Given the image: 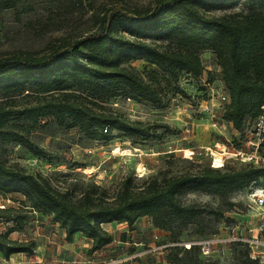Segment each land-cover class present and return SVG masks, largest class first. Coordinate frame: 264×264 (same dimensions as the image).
Listing matches in <instances>:
<instances>
[{
  "label": "rangeland",
  "instance_id": "1",
  "mask_svg": "<svg viewBox=\"0 0 264 264\" xmlns=\"http://www.w3.org/2000/svg\"><path fill=\"white\" fill-rule=\"evenodd\" d=\"M155 0H28L16 9L0 10V58L22 52L42 53L51 45L71 42L96 27L98 14L109 8H145ZM28 6H31L30 9ZM247 5L237 0L231 6L206 10L209 16L235 19ZM17 12L19 13L18 15ZM164 47L166 41H156ZM198 55L203 72L198 77L168 72L137 58L123 66L149 83L155 95L134 99L120 93L107 100L75 97L90 108L121 115L143 125L138 133L112 129L107 139H91L77 126L60 124L48 116L36 123L12 120L11 127L23 134L29 145L0 137V160L22 168L64 192L77 204L112 203L124 186L139 191L149 181L211 166V155H188V149L212 146L224 149L226 140L248 150L246 136L224 118L222 99L226 86L221 79L215 53L201 49ZM57 94V92H54ZM43 95L32 90L10 95L0 92V106L23 107ZM215 123V125H213ZM22 126V127H21ZM258 166L264 169V148ZM239 158L226 159L220 169H238ZM264 173V172H263ZM264 184V175L253 187ZM250 188L226 194L186 190L178 199L199 210L191 220H171L155 226L150 216L139 217L131 226L108 222L104 227L113 236L110 243L88 253L91 240L75 233L70 240L50 215L22 205L19 192H0V205L10 207L9 217H0V231L22 216V228L9 234L21 241H33L31 254L13 253L0 264H264V206H257ZM28 204V203H25ZM8 219V225L5 223ZM214 238L207 252L185 243Z\"/></svg>",
  "mask_w": 264,
  "mask_h": 264
},
{
  "label": "trees",
  "instance_id": "2",
  "mask_svg": "<svg viewBox=\"0 0 264 264\" xmlns=\"http://www.w3.org/2000/svg\"><path fill=\"white\" fill-rule=\"evenodd\" d=\"M27 1L0 0V10L16 9ZM236 1L155 0L145 8H109L98 14L91 32L71 42L51 45L42 53L1 57L0 92L15 95L32 90L43 96L21 108L0 106V137L29 145L23 134L11 129L20 124L11 121L34 124L48 116L60 124L77 126L91 139H107L112 129L138 133L142 123L96 111L75 97L103 101L118 95L120 89L129 98L151 97L155 95L153 88L127 70L123 66L126 62L140 58L174 78L179 72L198 77L203 72L197 52L201 49H209L217 57L229 96L224 118L243 131L245 123L255 118L264 105V0H244L246 12L232 20L205 13ZM158 40L166 41L165 46L161 47ZM263 172L262 167L250 163L238 169L204 167L162 182L149 181L139 191L124 186L112 203L77 204L44 179L0 160V192L21 193V204L50 215L63 229L66 240L75 233L89 238L90 254L113 239L105 223L125 222L131 226L139 217L150 216L155 226L164 227L174 219L191 220L199 210L182 203L178 193L192 190L222 195L251 186ZM11 210L3 205L0 217H9ZM4 221L8 225V219ZM12 221L14 224L0 231V253L5 259L18 252L31 254L34 248L33 241L9 236L23 226L20 215L13 216ZM194 246L198 245L190 247Z\"/></svg>",
  "mask_w": 264,
  "mask_h": 264
},
{
  "label": "built area",
  "instance_id": "3",
  "mask_svg": "<svg viewBox=\"0 0 264 264\" xmlns=\"http://www.w3.org/2000/svg\"><path fill=\"white\" fill-rule=\"evenodd\" d=\"M79 2H85L89 0H76ZM222 99H229L227 93L222 96ZM215 125V123H213ZM239 131V130H238ZM240 133L244 132L246 136V140L244 141V145L248 146L249 149H243L242 147H236L233 145L232 140L227 139L226 143H224V149L218 151L221 155L220 165L215 166V152L216 149H213L212 146H197L195 148L188 149V155H200L202 153H209L212 157L211 166L215 168H219L224 166L226 159L230 158H239L244 163H250L255 166H258L260 159L262 158L260 150L264 148V105L260 106L259 112L255 118H253L250 122L245 123L243 131H239ZM250 188V198L252 201L259 207L264 206V184L261 186ZM0 205V207H2ZM216 240L214 238H204L198 242H190L188 244L185 243L186 247H190L191 245H198L201 249L206 252L210 250L211 245L215 243Z\"/></svg>",
  "mask_w": 264,
  "mask_h": 264
},
{
  "label": "bare ground",
  "instance_id": "4",
  "mask_svg": "<svg viewBox=\"0 0 264 264\" xmlns=\"http://www.w3.org/2000/svg\"><path fill=\"white\" fill-rule=\"evenodd\" d=\"M220 161H221V155L215 156V160H214L215 166L220 165Z\"/></svg>",
  "mask_w": 264,
  "mask_h": 264
}]
</instances>
